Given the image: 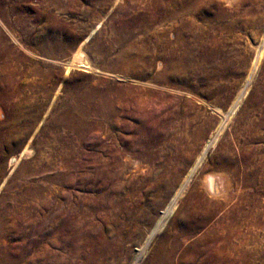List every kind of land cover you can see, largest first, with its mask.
<instances>
[{"label": "rangeland", "instance_id": "374dc122", "mask_svg": "<svg viewBox=\"0 0 264 264\" xmlns=\"http://www.w3.org/2000/svg\"><path fill=\"white\" fill-rule=\"evenodd\" d=\"M246 9L259 19L254 36L237 26L220 30L224 14L241 17ZM173 13L167 31L191 26L210 33L206 40L223 55H240L230 69L215 60L216 83H227L229 97L208 93V68L183 74L180 93L163 89L169 70L156 67L158 19ZM263 25L264 0H0V264H13L14 248L30 254L34 215L39 229L50 219L37 249L65 219L84 235L79 247H60L44 264H264V60L250 70ZM78 47L85 69L72 63ZM182 48L177 42V54ZM148 92L175 101L158 96L148 119L136 103ZM111 105L126 114L114 129ZM118 136L132 139L133 152L114 160L124 152L113 147ZM149 140L150 158L138 157ZM187 145L196 150L177 158ZM24 148L30 157L7 167ZM210 175L223 193L205 191ZM168 176L174 182L166 187ZM160 245L167 261L162 249L155 255Z\"/></svg>", "mask_w": 264, "mask_h": 264}, {"label": "bare ground", "instance_id": "6f19581e", "mask_svg": "<svg viewBox=\"0 0 264 264\" xmlns=\"http://www.w3.org/2000/svg\"><path fill=\"white\" fill-rule=\"evenodd\" d=\"M187 7H189V6H187ZM180 11H184L183 8H182V6L178 8V11L177 12H180ZM176 13H173L174 15L169 20H167L165 18H162L164 16H161L160 17L161 19H158V28H159V30H158V34H157V37H156L157 38V45H156V52L157 53H156V56H155L156 57V67L163 66L165 69L169 70V72H168L169 80L166 82L167 85H165L164 87L162 86L163 89H165L169 93H180L178 91L179 90V85H182L183 79H185L186 76L188 78L189 77H192L194 73H196L198 71L204 72V70L206 68H208L209 70L207 71V73H206V75L204 77L205 84L207 83V85L209 87L214 86V88L210 89V91L208 93H211L216 98V100H219L220 99V96L223 93H224L223 96L225 95L226 97H229L228 88H230V87L227 85V83L226 84L221 83V82L216 83V80L218 79L217 78L218 77L217 76V73H218L217 72V69L218 68L216 69L215 60L217 58H222V62H221V65L220 66H223V67L225 66L228 69H230L231 68V65H232V63L234 61H236V62H238L239 60L241 61L240 55L239 54L238 55L235 54V56L234 55H231V54H229L230 56H228L226 54L223 55L217 49H213L211 47L212 46L211 45L212 43L210 41L206 40V39H208V36H209L210 33L209 34L208 33L205 34V33H200L199 31L198 32L197 31H194V30L191 29L192 28L191 26H189V28H187V25H182L183 26L182 27L183 30H181V31L179 30L177 32V31H174V30L173 31L172 30L169 31V29H168V31H169L168 32L166 29L163 28V26L167 22H169L170 24H172L173 23V20L176 19ZM222 14H223V12H222ZM227 14L228 13L224 14L225 16H223V19H222V20H225V23L222 24V27L220 28V30L222 32H226V33L231 32L237 26L240 30H243L245 32H248L249 34H252V32H253V35L252 36H254V34H256V30H258L257 29V26L259 27V19H258V16H256V13H255L254 10H247L246 9V11L243 12V14L241 15V17L235 16V17L232 18L229 15L230 19H229V17H228ZM208 23H211V22H208ZM219 25H220V23H219ZM217 32H219V31H217ZM262 32H263V34L261 35L262 36L261 41L258 44H256V43H253L252 44L254 46V50H255V58H254V62H252V66L250 65V67L252 68V69H250L251 71H253L254 67L260 62V60H264V31L262 30ZM173 34L175 36H173ZM184 36H186V38H184ZM189 38L195 39L194 40L195 43L194 44L191 43L192 45L190 43L188 44V41L186 39H189ZM168 39H170V41H168ZM221 39H223V38L221 37ZM177 42H179L183 46V48L181 49L182 50L181 51L182 52L181 55L180 54H177V50H176ZM73 62H76L77 65H78V68H81V69L84 68V67H86L88 65V63L86 64L85 59H84V57L81 54L80 47L77 48V51H76V53H75V55L73 57V60H72V63ZM72 65L73 64H70L69 66H72ZM229 72L230 71L227 72L228 74L227 73H225V74L227 76H230L232 73H229ZM183 74L186 75V76H183ZM263 80H264V75H263ZM248 84L249 83L247 82L246 84H244L242 86V88L245 89L248 86ZM243 89H241V90H243ZM258 92H259V96H260L261 100L264 101V81L260 85ZM208 93H206L205 96H207ZM241 93L242 92L239 91L237 93V95H235V97L233 99L232 105L234 104L235 107L239 103V98L241 96ZM149 96H152V99L147 100V98ZM158 96L161 99V100L160 99L159 100L162 103H167V101L173 102V100H174V98L172 96H171V98H168V99L164 98L165 95L163 93L162 94L160 93V95H159L158 93H155V92H148L147 93V96L145 98H140V100H137V102H136L138 104L137 106L140 107V109L138 111L145 112L146 113L145 114V117H147L148 119H151V118H153L155 116V113L154 112L156 111V109H155L157 107L156 104H158L157 103V101H158V98L157 97ZM197 101L200 102V103H202L203 105L205 104V102L204 101H200V99L199 100L197 99ZM162 103H160V104H162ZM208 107H210V106H208ZM113 110H114V106L111 105V107H109V110L108 111H109V116L113 117V120H112V123H111L112 129H114V126L115 125H117V124H119V123L122 122L119 118L120 117H123L124 115H126L123 112H117V111H116V114H114L115 112H113ZM211 110L213 112H215L216 114H219L220 113V111L218 109L215 110L214 108L211 107ZM140 114H142V113H140ZM115 115H117L118 118H114ZM126 129H127V125H124L121 130L122 131H125ZM203 129H204V123H202V124L199 125V127L197 129V132L203 133ZM218 129L219 128H217L216 133L218 132ZM196 141H197V139H196ZM214 142H215V140H214ZM112 143H113V147L114 148L116 147V145H119L122 148V150L124 151L122 154L114 153L113 156H112L114 160L123 158V156L126 153H128V152H133L131 150V148L133 146H131L129 144H134V142L130 138L123 137V136H118L117 138L114 137ZM153 144H154V142L151 141V140L144 141L143 143H140L142 149H144V148L145 149H149L151 147V145H153ZM210 144H212V143H210ZM210 144H209V142H207V144L202 148V150H201V152H200L197 160L195 161L196 162V165H195L196 168H199L202 165V161L204 159L205 151L207 150L208 145H210ZM190 150H196V149L194 147L188 146V145L185 146V147H178L177 150H175L176 152L174 154H175V156H177V158H183V159H185V158H187L189 156L188 154H189ZM140 156L143 157L144 159H149L151 155L150 154H147V152L145 150V151H143V154L142 155H138V157H140ZM29 157H30V151H29V149L24 148V150L19 155L13 156V157L10 158V160H8L7 167L12 168V167H14L19 162V160H21L23 158H29ZM93 165H95V164L93 163ZM111 166H112V164H111ZM234 167H236V166H234ZM234 167H232V168H234ZM118 168H120V167H118ZM122 169H123V166L121 165L120 171ZM118 172H119V170H118ZM94 173L96 174L95 176H100V177L103 176V175H101L102 174L101 171H95ZM235 174H236V172H235ZM217 177L216 176H212V175L206 176V178L204 179V183H203V186H204L205 191H208V193L211 192V193H214V194L216 192L218 193V191L219 192H222V193L224 192V189L223 188H221V187L219 188V184H220V180L221 179H218ZM82 178H85V177H82ZM187 179H188V177H187ZM228 181H229V179H228ZM173 182H174L173 178L171 176H168V178H166V180L164 181V184L166 185V187H168ZM180 186H184V183L182 185H180ZM182 188L183 187H181V189ZM179 190H180V188L176 192L175 196L178 195ZM63 213H65V212H63ZM60 214H61V212H60ZM73 216H74V214H73ZM48 217H45L44 216L41 219L42 221H44V225H43L44 228H42L43 226H41V229H39L37 227V224H38V221H40V219L37 218L36 215L33 216L32 220H31V226H30L31 227V230L29 232L32 235V238H31V240L29 242V247H28V248L31 247V252H30V254L27 253V255L22 258L20 256L21 254H23L22 251H21L22 250L21 249L22 246L21 247H18V248H14V251H15V254H16V258H14L13 264L14 263L15 264H44L43 263V261L45 262L44 259L47 260V258L49 259L52 256L55 257V255L57 254V253H55V250H58L60 247L63 248V249H66V251L68 250L69 253L71 252L70 251V247L71 246H72V250L74 249V243H79L78 244V247H79V245L81 243V239H83V238H81L82 235L80 234L79 231L74 232V230H73V228L77 227L76 223L74 222L75 220L74 219H72V220L71 219H69V220L68 219H65L63 221L65 223L62 224V223L59 222L56 226L53 225L52 237L50 238V236L48 235L50 239L48 240V238H47L46 245L43 244L44 245L43 247H40L39 249H37L38 248L37 245H39L38 244L39 238L41 240L42 237L43 238L44 237H47L46 236L47 233L44 232L43 230L46 229V224L50 220V219L48 220ZM51 223H52V221H51ZM40 230H42L43 232L40 231ZM47 231H48V234H49L50 231L49 230H47ZM86 239H87V237H86ZM81 245H83V244H81ZM161 245L159 246V250L155 253V255L158 257V255H160V252H161V249H162V254L163 253L165 254V259L167 261L168 259H170V254L168 252L164 251L163 250V246L161 248ZM137 252L140 254L141 253V250H138ZM61 255L64 257V252ZM161 257H162V255L159 258H161ZM17 259H20V260H17ZM54 262H56V261H54ZM61 263H59V264H61Z\"/></svg>", "mask_w": 264, "mask_h": 264}]
</instances>
